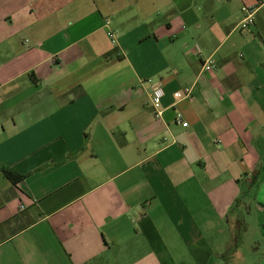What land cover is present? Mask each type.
<instances>
[{"label":"crops","instance_id":"1","mask_svg":"<svg viewBox=\"0 0 264 264\" xmlns=\"http://www.w3.org/2000/svg\"><path fill=\"white\" fill-rule=\"evenodd\" d=\"M254 3L0 0V264H264Z\"/></svg>","mask_w":264,"mask_h":264},{"label":"built area","instance_id":"2","mask_svg":"<svg viewBox=\"0 0 264 264\" xmlns=\"http://www.w3.org/2000/svg\"><path fill=\"white\" fill-rule=\"evenodd\" d=\"M264 7V0H255V3L252 6H244L243 11V19L239 24V28L243 32L249 31V29L254 25L256 14L258 11ZM113 38V35H110ZM206 70H213L214 65L212 62H209L206 67ZM150 84L151 85V105L154 110V116L156 119H161L163 116V107H162V99L164 97V90L161 83H151V81H141V84ZM193 89L185 88L182 91L176 92L174 94V99L176 101L190 100L192 98ZM184 128L188 127L187 123H182Z\"/></svg>","mask_w":264,"mask_h":264},{"label":"trees","instance_id":"3","mask_svg":"<svg viewBox=\"0 0 264 264\" xmlns=\"http://www.w3.org/2000/svg\"><path fill=\"white\" fill-rule=\"evenodd\" d=\"M2 173L3 175L5 176V178L10 181V183L16 187L17 185H19L20 183H22L26 176L24 175H20V174H17L13 171H11L10 169H7V168H2ZM237 226H238V236H240L244 231H245V226L243 224V220H238L237 222Z\"/></svg>","mask_w":264,"mask_h":264},{"label":"rangeland","instance_id":"4","mask_svg":"<svg viewBox=\"0 0 264 264\" xmlns=\"http://www.w3.org/2000/svg\"><path fill=\"white\" fill-rule=\"evenodd\" d=\"M259 236H258V234L256 233V231L253 229V230H250V234H249V236H248V239L244 242V245H242L243 247H242V250H246V248H249V245L251 246V247H253V243L252 244H250L251 242H256V241H258L259 240V238H258ZM261 244V246H262V242L260 243ZM250 252H251V249L249 250Z\"/></svg>","mask_w":264,"mask_h":264}]
</instances>
